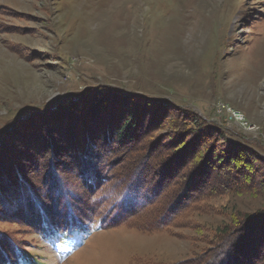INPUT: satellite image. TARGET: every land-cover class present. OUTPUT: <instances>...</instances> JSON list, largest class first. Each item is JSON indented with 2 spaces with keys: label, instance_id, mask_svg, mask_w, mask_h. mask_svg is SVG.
Here are the masks:
<instances>
[{
  "label": "rangeland",
  "instance_id": "374dc122",
  "mask_svg": "<svg viewBox=\"0 0 264 264\" xmlns=\"http://www.w3.org/2000/svg\"><path fill=\"white\" fill-rule=\"evenodd\" d=\"M101 87L140 97L75 99ZM48 108L47 118L26 119ZM130 108L137 118L133 136L141 141L129 142L131 148H154L158 158L169 152L176 161L166 162L165 172L155 169L168 178L171 193L188 182L195 160L204 166L203 184L208 170L237 174L231 161L240 154L248 162L240 175L249 185L214 192L212 209L190 217L195 227L146 233L121 225L54 243L27 235L33 264L173 263L205 247L233 213L264 206V0H0L3 149L20 155L21 142L49 147L51 136L61 146L62 124L74 123L66 133L85 140L75 127L101 117L123 125ZM192 121L207 126L199 139L184 132ZM262 219L256 223L263 229Z\"/></svg>",
  "mask_w": 264,
  "mask_h": 264
},
{
  "label": "trees",
  "instance_id": "16d2710c",
  "mask_svg": "<svg viewBox=\"0 0 264 264\" xmlns=\"http://www.w3.org/2000/svg\"><path fill=\"white\" fill-rule=\"evenodd\" d=\"M123 92L111 87L93 88L75 99L78 101L88 94L109 97L112 101L114 98L129 100L140 97ZM134 109L127 110L129 119L124 120L123 125L114 126V122L101 117L75 127V132H84L85 140L82 136L78 140L69 136L71 131L66 133L74 123L70 127L62 124L57 128L63 130L61 141L64 143H60L61 146L54 144L52 136L49 137V147L46 144L27 147V143L20 141V155L9 151V148L3 149L0 136V264H33L34 259L30 258V252L26 250L28 246L23 242V238L30 234L54 243L77 233L86 235L121 225L146 233L195 227L196 223L190 217L212 209L207 203L214 192H238L236 190L243 185H249L248 177L240 175L241 170L247 171L245 167L248 166L240 154L232 156L231 161L237 174L224 178L220 172L212 174L208 170L203 184L198 173L204 166L200 159L195 160L190 167L188 182L182 184L179 191L171 193L172 185L167 182L168 178L162 176L161 179L156 170L159 168L165 172L170 166L166 162H176L173 155L166 152L163 158H158L154 148L144 151L128 144L141 142L133 136L137 119ZM47 110L49 108L37 111L26 119L47 118ZM75 114L81 113L78 110ZM182 125L186 126L185 123ZM183 128L192 139H199L207 126L192 121L189 128ZM123 141L126 142L124 146L120 143ZM157 143L158 140L152 139L150 144L154 147ZM190 146L185 147L187 154H194ZM32 153L36 154L35 159L26 161L25 156ZM15 155H18L17 159H14ZM9 161L14 163L12 168ZM64 172L71 178L63 176ZM166 195L168 197L164 198ZM262 218L264 206L254 212L233 213L228 223L206 237L205 247L190 258L169 264H264V228L256 223Z\"/></svg>",
  "mask_w": 264,
  "mask_h": 264
},
{
  "label": "built area",
  "instance_id": "2783aa9c",
  "mask_svg": "<svg viewBox=\"0 0 264 264\" xmlns=\"http://www.w3.org/2000/svg\"><path fill=\"white\" fill-rule=\"evenodd\" d=\"M230 112H234V110L232 109V110H230ZM235 121H240V122H243V121H241V115H239V114H237V113H235V119H234ZM244 123V122H243Z\"/></svg>",
  "mask_w": 264,
  "mask_h": 264
}]
</instances>
